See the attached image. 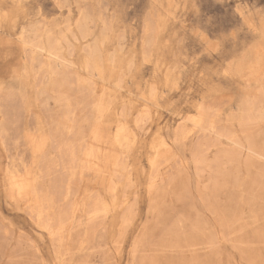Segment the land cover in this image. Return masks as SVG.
I'll return each mask as SVG.
<instances>
[{
	"label": "rangeland",
	"instance_id": "rangeland-1",
	"mask_svg": "<svg viewBox=\"0 0 264 264\" xmlns=\"http://www.w3.org/2000/svg\"><path fill=\"white\" fill-rule=\"evenodd\" d=\"M262 38L264 0H0V264H264Z\"/></svg>",
	"mask_w": 264,
	"mask_h": 264
},
{
	"label": "bare ground",
	"instance_id": "bare-ground-1",
	"mask_svg": "<svg viewBox=\"0 0 264 264\" xmlns=\"http://www.w3.org/2000/svg\"><path fill=\"white\" fill-rule=\"evenodd\" d=\"M54 1H57V0H54ZM60 1V0H59ZM75 1V0H74ZM56 3V2H55ZM74 3H76V2H74ZM84 3H85V1H84ZM59 4H60V2H59ZM64 4V3H63ZM57 5V4H56ZM66 5H67V2H66ZM76 5H78L77 3H76ZM73 6V5H72ZM79 6H81V4H79ZM83 6H85V5H83ZM66 7V6H65ZM58 8V7H57ZM68 8V7H67ZM77 9V8H76ZM79 9H81V15H82V21H83V23L82 22H80V21H78L79 22V24L78 25H76L77 26V28L79 29L78 31H80V33H81V35H83V34H87V31H88V29H87V27H86V24L90 21V19H89V16H88V14L84 11V10H82V8H79ZM70 10V9H69ZM80 12V11H79ZM70 13V12H69ZM68 14V13H67ZM71 14V13H70ZM77 15V14H76ZM80 15V16H81ZM90 15V14H89ZM91 16H92V14H91ZM69 17V16H68ZM67 17V18H68ZM38 18V17H37ZM66 18V19H67ZM80 18V17H79ZM68 20V19H67ZM67 20H65L66 21V23H68L67 22ZM79 20V19H78ZM76 21V20H75ZM74 21V22H75ZM92 21V20H91ZM90 21V22H91ZM94 21V20H93ZM38 22V21H37ZM69 23H70V21H69ZM53 24V23H52ZM96 24V23H95ZM66 25V24H65ZM69 25V24H68ZM53 26V25H52ZM70 26V25H69ZM75 26V27H76ZM88 26V25H87ZM44 27V26H43ZM74 27V26H73ZM31 28V27H30ZM57 28V27H56ZM262 28V27H261ZM32 29V28H31ZM51 29H52V27H51ZM26 30V29H25ZM39 30V29H38ZM50 30V29H49ZM65 30H67L66 28H65ZM22 31H23V29H22ZM31 31V30H30ZM35 31H36V28H35ZM41 31V30H40ZM43 31H44V28H43ZM48 31V30H47ZM75 31V30H74ZM62 32V31H61ZM91 32V31H90ZM89 32V33H90ZM25 33V32H24ZM34 33V32H33ZM39 33V32H38ZM43 33V32H42ZM54 32H53V30H50V31H48V36L49 37H47V38H50V41H53V43H54V40H53V38H54V34H53ZM68 33H69V35L70 34H72L71 33V31H70V28L68 29ZM91 33H93V32H91ZM27 34V33H26ZM47 34V33H46ZM33 35V34H32ZM35 35H36V33H35ZM40 35V34H39ZM39 35H38V37H39ZM60 35H61V33H60ZM62 35H64V34H62ZM67 35V34H66ZM26 36V35H25ZM29 36V35H28ZM27 37V36H26ZM32 37V36H31ZM37 37V38H38ZM40 37H41V35H40ZM75 37V36H74ZM82 37V36H81ZM88 37H89V35H88ZM88 37H87V39H88ZM33 38V37H32ZM46 38V39H47ZM59 38V37H58ZM62 38V37H61ZM91 38V37H90ZM34 39V38H33ZM41 39V38H40ZM52 39V40H51ZM55 39V38H54ZM64 39V38H63ZM67 39V38H66ZM86 39V38H85ZM35 40H36V37H35ZM49 40V39H48ZM47 43H48V41L47 40H45ZM55 41H56V39H55ZM61 41V40H60ZM41 42V41H40ZM45 42V43H46ZM41 43H43V42H41ZM46 43V44H47ZM52 43V42H51ZM261 45H260V47H259V53H260V59L258 58V62L256 63V64H253V66H252V69H251V71H250V73H249V75H247V79L249 80V79H251L254 75H259V74H261V72H262V68L261 67H263L264 66V38H262V41H261ZM50 44V43H49ZM48 44V45H49ZM56 44V43H55ZM43 44H41V46H42ZM51 45V44H50ZM52 46V45H51ZM25 47H27V46H25ZM37 47H39V46H37ZM47 47H49L50 48V46H47ZM94 47V46H93ZM52 48H53V46H52ZM56 48V47H55ZM58 48H59V46H58ZM54 49V48H53ZM28 50V49H27ZM35 50V49H34ZM41 50V49H40ZM29 51V50H28ZM37 51V50H36ZM42 51H43V49H42ZM48 51H49V49H48ZM53 52H54V50H53ZM87 52H88V50H87ZM41 53V52H40ZM40 53H38V54H40ZM44 53V52H43ZM58 54H59V52H57ZM50 54H52V52L50 53ZM49 54V55H50ZM41 56H42V53L40 54ZM52 55H55V54H52ZM61 56V55H60ZM58 57V56H57ZM43 58V57H42ZM40 60H41V58H39ZM56 60V59H55ZM57 61V60H56ZM51 63V62H50ZM44 68V67H43ZM26 69V68H25ZM261 78H262V84H261V87H262V91H264V74H262L261 75ZM60 81V80H59ZM255 81V80H254ZM256 81H258V80H256ZM256 83V82H255ZM58 84V83H57ZM256 85V84H255ZM259 88V87H258ZM249 98V97H248ZM109 116V115H108ZM120 117V116H119ZM136 118V117H135ZM192 132V131H191ZM144 139V138H143ZM231 139V138H230ZM92 154V153H91ZM86 156V155H85ZM94 161V160H93ZM30 168V167H29ZM34 187V186H33ZM35 190V189H34ZM33 190V191H34ZM33 191H32V193H33ZM36 193V192H35ZM37 194V193H36ZM35 194V195H36ZM34 196V195H33ZM38 197V196H37ZM36 199H38V198H35V199H33V200H36ZM39 203H40V201H38ZM55 203V202H54ZM99 203H100V201H99ZM36 204V203H35ZM39 205V204H38ZM34 206V205H33ZM37 206V205H36ZM35 206V207H36ZM40 207V206H39ZM43 207V206H42ZM42 209V208H41ZM39 217V216H38ZM50 217V216H49ZM72 220V219H71ZM70 224V223H69ZM70 227V226H69ZM59 229V228H58ZM50 230V229H49ZM50 232V231H49ZM59 236V235H58ZM52 237V236H51ZM69 239V238H68ZM62 248V247H61Z\"/></svg>",
	"mask_w": 264,
	"mask_h": 264
}]
</instances>
